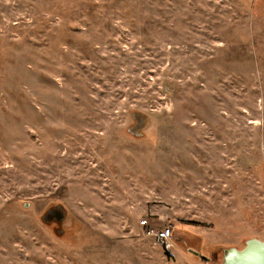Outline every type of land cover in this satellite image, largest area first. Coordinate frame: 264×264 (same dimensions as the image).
<instances>
[{
  "label": "rangeland",
  "instance_id": "1",
  "mask_svg": "<svg viewBox=\"0 0 264 264\" xmlns=\"http://www.w3.org/2000/svg\"><path fill=\"white\" fill-rule=\"evenodd\" d=\"M249 238L264 0H0V264H220Z\"/></svg>",
  "mask_w": 264,
  "mask_h": 264
},
{
  "label": "water",
  "instance_id": "2",
  "mask_svg": "<svg viewBox=\"0 0 264 264\" xmlns=\"http://www.w3.org/2000/svg\"><path fill=\"white\" fill-rule=\"evenodd\" d=\"M134 124L129 128L130 134L140 137L150 124V117L140 112H132ZM41 220L45 224L57 223L62 225L66 219V209L63 205L49 208L41 215ZM61 233V232H60ZM202 260H209L208 257L199 254L195 250H189ZM223 261L220 264H264V239L249 238L242 249L231 247L224 249Z\"/></svg>",
  "mask_w": 264,
  "mask_h": 264
},
{
  "label": "built area",
  "instance_id": "3",
  "mask_svg": "<svg viewBox=\"0 0 264 264\" xmlns=\"http://www.w3.org/2000/svg\"><path fill=\"white\" fill-rule=\"evenodd\" d=\"M170 234H171V230L170 229H166V230H162L160 233H159V239L161 242H170Z\"/></svg>",
  "mask_w": 264,
  "mask_h": 264
},
{
  "label": "flooded vegetation",
  "instance_id": "4",
  "mask_svg": "<svg viewBox=\"0 0 264 264\" xmlns=\"http://www.w3.org/2000/svg\"><path fill=\"white\" fill-rule=\"evenodd\" d=\"M244 246H245V245H244ZM241 249H242V248H241ZM192 250H193V249H192ZM197 252H198V251H197ZM189 253H190V252H189ZM198 253H199V252H198ZM192 254H193V253H192ZM199 254H200V253H199ZM222 254H223V255H222V261H223L224 253L222 252ZM193 255H194V254H193ZM201 255H202V254H201ZM196 256H197V255H196ZM198 257H199V256H198ZM205 257H206V256H205ZM207 257H208V256H207ZM199 258H200V257H199ZM200 259H201V258H200ZM208 259H209V260H203V261H205V262H206V261L209 262V261L212 260L211 257H208ZM201 260H202V259H201ZM222 261H221V262H222Z\"/></svg>",
  "mask_w": 264,
  "mask_h": 264
}]
</instances>
